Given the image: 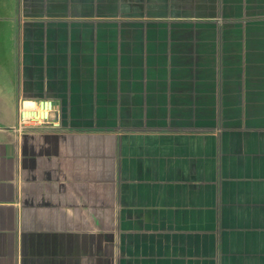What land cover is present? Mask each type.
I'll return each instance as SVG.
<instances>
[{
	"label": "crops",
	"instance_id": "0c3cea01",
	"mask_svg": "<svg viewBox=\"0 0 264 264\" xmlns=\"http://www.w3.org/2000/svg\"><path fill=\"white\" fill-rule=\"evenodd\" d=\"M0 264H264V0H0Z\"/></svg>",
	"mask_w": 264,
	"mask_h": 264
},
{
	"label": "built area",
	"instance_id": "2783aa9c",
	"mask_svg": "<svg viewBox=\"0 0 264 264\" xmlns=\"http://www.w3.org/2000/svg\"><path fill=\"white\" fill-rule=\"evenodd\" d=\"M51 100H22L19 103L18 120L21 129L46 127L54 130L60 126V115Z\"/></svg>",
	"mask_w": 264,
	"mask_h": 264
}]
</instances>
